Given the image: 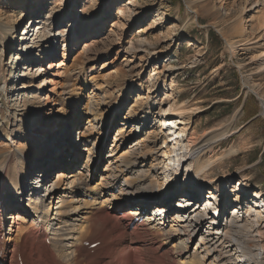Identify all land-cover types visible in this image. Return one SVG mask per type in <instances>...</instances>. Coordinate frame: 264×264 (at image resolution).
Instances as JSON below:
<instances>
[{
	"label": "bare ground",
	"instance_id": "obj_1",
	"mask_svg": "<svg viewBox=\"0 0 264 264\" xmlns=\"http://www.w3.org/2000/svg\"><path fill=\"white\" fill-rule=\"evenodd\" d=\"M45 1L37 0L36 4L37 2L39 4H33L35 6L32 12H35V7L40 5V9L36 10L39 13ZM126 1V10L137 4L136 0ZM204 1L199 0V3L204 6ZM48 2L47 0L45 5ZM260 2L263 6L258 11V26L254 27L250 24L247 28L246 25L252 22L245 20L246 18L242 16L243 12L251 11ZM247 4V7L244 6L239 10L237 24L232 27L233 32L237 33L236 39H233L232 35L227 37L222 30L223 36L225 35V46L232 56H235L238 49L253 50L251 47L258 45L263 38L261 33H264V0H247ZM63 5V1L59 2V6L63 7ZM92 6L93 13L83 17V24L78 30L75 28L68 30V36L72 39L71 44L78 42L74 40L75 30L79 35L83 31L87 32V25L99 22V18L107 11L104 2L97 4L93 0ZM54 8L51 4L50 11L46 12L49 15L46 20L53 18L51 11ZM68 8H71L69 4ZM221 10L227 12L228 9L221 4L219 12ZM188 12H192L193 16L200 14L198 9L191 6L188 7ZM20 16L21 14L16 17L15 25L0 23L2 52L10 49L9 52L14 53L16 60L22 63L19 69H24L25 72L29 70L27 75L33 76L28 79H33L40 76V71L37 73L39 64L51 59V55L55 52L56 38L53 34L55 31L47 30L44 26L46 24L43 23V18L47 15H44L42 20L39 17L36 19L29 17L30 25L26 28L23 27V19H20ZM224 16L220 19L226 18ZM59 19L61 23L67 21L62 17ZM76 20L77 15L71 21L73 25L77 23ZM32 27L37 31L31 34V41L28 40L29 44L25 45L23 53L20 54L31 32L29 28ZM19 40H22V43ZM63 49L61 60L66 62L70 56V48L68 50L66 45ZM0 55L2 59L4 55L2 53ZM63 62L54 61L50 64L59 71L64 65ZM249 63L255 64L264 71V49L258 50V54L253 56ZM242 67L244 65L238 62L237 69L241 70ZM46 75L52 76L49 72L44 74ZM153 75L157 74L153 73ZM244 84L248 92L253 93L250 82L244 80ZM7 85L8 82L4 81L8 92ZM46 85L49 83L43 79L39 89H45ZM129 90V87L120 90L118 107L110 109L104 119L96 107L94 96L87 95V107L91 109L89 116H92V120L87 121L89 128L96 129L105 125L104 129L108 130L110 121L113 122L118 115L124 113L122 123L118 125L116 136L111 141L110 150L106 155L108 164L98 172L97 183H95L97 175L91 174L95 163L94 157L92 159L89 156L90 162L87 166L83 165L77 171L72 170L73 164H77L81 157L76 149V143L69 145L67 140L73 138L74 135L71 136V133L78 135L76 141L85 133L84 129H80V122L76 120L79 118L75 115V112H80L78 109H74L73 106L72 109L76 111L71 112V117L62 115L60 117L62 120L50 129H43L44 125L37 127L38 121L35 118L27 121L20 119L16 114L9 115L6 129L12 121L10 128L19 133L18 141L23 143L27 141L30 144L22 146L16 143L17 146L13 150L15 154L11 159L8 158L9 152H0V264L8 260L7 254L11 255L8 264H19L16 261L21 254H23L22 264H206L209 260H212L209 264H264V200L261 197H253L249 202L246 200L247 194H244V191L249 177L245 175L238 180L237 185V190L241 189L242 193L240 194L238 190L233 195L234 200H228L234 192L229 191V180H232L235 174L222 169L220 173L214 171V167H219L220 159L214 154L213 148L230 134L231 126L197 136L195 131L191 132L192 127L189 126L191 117L184 108L181 106L177 108L176 105L163 109L158 121L161 132L165 130L164 124L166 122L169 124L173 120L176 123L171 124H175L176 131L172 132L174 130L172 127L167 133L165 143L171 146L168 152L158 154L163 148L158 146L157 133L151 131L155 127L153 112L150 110L152 104L148 100L139 105L136 100L128 108V103L123 98L129 94ZM76 97V101L80 102L78 95ZM260 104L264 116V98H260ZM40 109L42 108L38 105L35 114H38ZM82 113L84 116L88 115L86 108ZM234 118L230 119L227 126L231 125ZM92 122L94 125H91ZM15 123L18 127H14ZM13 130L7 140L14 145ZM27 130L31 131L30 137L23 136ZM47 130H50V135L46 133ZM126 131L132 137L128 136ZM144 135V143L149 141V144L146 143L145 147L142 146L143 142L132 144L135 136ZM43 136L45 139L41 144L43 147L37 150L36 154L29 153V147L33 146L34 149ZM98 139H101V136ZM135 146L137 149H134ZM10 149L11 147L6 151ZM136 150L138 152L135 156ZM92 155L94 156L93 153ZM128 155H134V160L127 159ZM150 158L153 159V167L146 171L144 170L146 161ZM46 162H51L54 166L51 168ZM27 163L28 169L25 175ZM69 163L72 166H66ZM31 164H34L32 168ZM186 164L188 166L184 170ZM174 166H177V169ZM35 167L42 169L43 183L56 173V180L49 182L51 186L59 189L58 186H62L65 182L68 185V188L64 189L65 192L54 201H51L55 196L54 191H50V195L46 192L40 202H34L27 197L35 209L34 215L40 214L36 218L40 224L33 220L27 222L19 216L22 210L20 207L25 206V192L34 180L32 169ZM155 170L160 172L155 173ZM185 172L182 184V176ZM119 181L121 184L116 189ZM20 183L22 186L18 189ZM46 183L42 185L49 187ZM217 184L222 187L221 191L216 190ZM233 184L235 186L236 183ZM37 190L36 187L32 191ZM45 190L48 191V188ZM201 192L210 196H207L209 202L207 205L200 203ZM46 197H51L49 203H46ZM170 200H177L172 208L168 204ZM183 204L191 208L182 210ZM84 209L87 211L81 213ZM219 209H221L219 217L215 218ZM6 212L10 214L4 218ZM26 214L27 217H31L29 212ZM5 220L11 221L8 222L10 225L3 224ZM132 222L133 227L128 230L127 227ZM4 235H7V238H4ZM192 240H198V246L204 249L200 252L205 253L203 257L198 252V247L193 253L190 252L189 243ZM85 242H88L86 249L82 247ZM96 242L98 244L89 249L90 244Z\"/></svg>",
	"mask_w": 264,
	"mask_h": 264
},
{
	"label": "rangeland",
	"instance_id": "obj_2",
	"mask_svg": "<svg viewBox=\"0 0 264 264\" xmlns=\"http://www.w3.org/2000/svg\"><path fill=\"white\" fill-rule=\"evenodd\" d=\"M36 1L0 0V23L15 25L16 17L21 14L20 19H23L22 24L26 28L30 25L29 17L34 19L39 17L42 20V17L47 15L43 18V23L46 24L44 26L47 30L55 31L53 34L56 38L54 44L56 48L51 55L52 58L39 64L37 73L40 71V76L33 79H28L33 76L27 75L28 69L26 72L24 69H19L22 63L16 60L14 53H10V49V52L8 50L2 52L0 41V54L4 55L2 59L0 55V152H9L8 158L11 159L15 154L13 150L17 146L16 143H20L22 146L30 144L27 141L24 143L18 141L19 133L10 128L12 121L9 122L8 129H6L9 115L16 114L20 119L27 121L35 118L38 121L37 127L44 125L43 129H50L59 120H62L60 119L62 115L71 117V112L78 109L80 112H75V115L80 119L76 120L80 122V129H84L85 133L77 141L78 135L71 133V136L74 135L73 138L71 139L69 136L70 138L67 140L69 145L76 143V149L81 157L77 164H73L72 170L77 171L83 165L87 166L90 162L89 156L94 157L95 163L92 164L91 174L97 175L95 180L97 183L99 181L98 172L108 164L106 155L110 150L111 141L116 136L118 125L122 123L124 113L118 115L119 117L116 115L113 122L110 121L108 130L104 129L105 125L98 126L96 129L89 128L87 121H91L92 116H89L91 109L89 106L87 107V95L94 96L96 107L104 119L108 116L110 109L118 107L120 90L129 87V94L123 98L128 103V108L136 100L139 105L148 100L152 104L150 110L153 112L155 127L151 131L157 133L158 146L163 148L158 154L168 152L171 146L165 143L167 133L172 127L174 129L172 132L176 131L175 124H171L176 123L173 120L169 124L166 122L165 130L161 132L158 121H160L163 109L176 107V105L177 108L179 106L184 108L191 117L189 125L192 127L191 132L195 131L197 136L231 126L230 134L213 148L214 154L220 159V165L214 167V171L220 173L222 169L235 174L234 178L229 180V191L234 192L228 200H234L235 196L233 195L236 191L240 190V194L242 193L241 189L237 190V185L243 175L248 176L250 181L247 182L244 191V194H247L246 200L249 202L253 197H261L264 200V116L260 104V98H264V71H261L255 64L249 63L250 59L258 54V50L264 49V33H261L263 38L259 44L251 47L253 50L238 49L235 56H232L226 48L224 38L225 35L227 37L232 35L233 39H236L237 33L233 32L232 27L237 24L239 10L248 6L247 0H219V2L218 0H205L204 6L199 3V0H136L135 7H129L128 10L125 9L126 0H95L97 4L104 2L107 11L99 18V22L87 25V32L83 31L79 35L75 30L74 40L78 42L74 44H71L72 39L68 36V30L74 28L78 30V27L83 24V17L88 13H93V0H48L55 7L51 11L53 18L49 20H46L49 17L46 12L50 11L51 4L48 2L45 5L46 0L39 13L36 10L40 9V5L35 7V12H32L33 7L39 4L38 2L36 4ZM61 1H63V7L59 6ZM221 4L228 9L227 12L222 10L219 12ZM190 6L199 10V16H193L192 12H188ZM262 6L260 2L251 11L243 12L242 16L246 18L245 20L252 22L246 25L247 28L250 24H253L254 27L258 26V11ZM76 15L75 22L77 23L73 25L71 21ZM221 16L226 18L220 19ZM61 17L67 19L66 23H61L59 19ZM33 27L29 28L31 32L28 34L27 41L24 42L26 44H23L20 54L23 53L25 45L29 44L28 40H30L31 34H35L37 31ZM222 30L226 33L224 36ZM19 41L22 43V40ZM66 45L68 50L70 48V56L66 62H63L61 55ZM54 61L63 62L62 69L59 71L54 69L50 64ZM238 62L244 65L241 70L237 69ZM47 72L52 76H44ZM34 73L35 71H33ZM153 73L157 75H153ZM43 79L47 80L49 85L40 90L39 87ZM244 80L250 82L253 93L248 92ZM4 81L8 82V92L5 89ZM131 82L133 83L131 84ZM77 95L80 102L75 99ZM76 102L77 104L74 105ZM38 105L42 109L38 114H35ZM73 106L74 109H72ZM85 108L88 114L86 116L82 113ZM233 117L235 120L227 126ZM91 125L94 123L92 122ZM14 127H18V125L15 123ZM86 128L87 131H85ZM76 129L75 127V131H77ZM12 130L15 147L13 142L7 140ZM47 131L45 132L50 135V130ZM125 133L132 137L127 131ZM25 135L30 137L31 131L27 130L23 136ZM100 136L101 139H98ZM144 139L145 135L135 136L132 144L143 142L142 146L145 147L149 141L144 143ZM44 140L43 136L41 141L37 145L35 144L34 149L33 146L29 147L28 152L36 154V151L43 147L41 144ZM10 147L11 149L6 151ZM134 149H137V146ZM137 152L138 150H136L135 156ZM134 155H128L127 159L134 160ZM152 160L150 158L146 161L144 170L149 171L153 167ZM46 164H49L51 168L54 166L51 162H46ZM188 164L184 166V170ZM33 165L31 164V168ZM66 166L72 165L69 163ZM174 168L177 169V166ZM32 171L34 180L31 181L28 193L25 192V206L20 207L22 210L19 216L27 222L33 220L40 224L39 220H36L40 214L34 215L35 209L27 197L34 202H40L44 199L43 195L46 192L50 195V191H54L55 196L51 199L54 201L65 192L64 189L68 188V185L63 181L65 183L58 186L59 189H54L49 183L56 180L57 175L54 173L51 178L44 181V183H48L46 184L49 187H46L42 185L44 184L42 169L35 167ZM154 172L157 173L156 170ZM59 174L63 175L62 172ZM185 175L186 172L182 176V184ZM120 184L119 181L116 188ZM36 187L38 190L32 191ZM216 187V190L221 191V186L217 184ZM45 188H48V191H46L47 189L44 191ZM205 195L207 194L205 193L203 196ZM47 198H45L46 203H49L51 197ZM176 201H169L168 204L171 208L175 206ZM200 203L204 205L203 199ZM85 211L87 210L84 209L81 213H85ZM28 212L31 217H27L26 213ZM9 214L6 212L4 218ZM8 222L11 221L5 220L3 224L10 225ZM33 231L35 232V230ZM4 238H7V235ZM15 242L17 243V240ZM197 247L199 253L204 251L200 245L198 246V240H192L189 243L191 253ZM200 255L203 257L205 253L202 252ZM8 256L11 255L8 254ZM9 257L6 264L9 263ZM211 261L209 260L206 264Z\"/></svg>",
	"mask_w": 264,
	"mask_h": 264
}]
</instances>
